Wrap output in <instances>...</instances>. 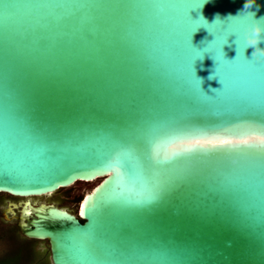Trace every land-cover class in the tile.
<instances>
[{"label": "water", "instance_id": "obj_1", "mask_svg": "<svg viewBox=\"0 0 264 264\" xmlns=\"http://www.w3.org/2000/svg\"><path fill=\"white\" fill-rule=\"evenodd\" d=\"M245 3L0 0V193L23 199L2 216L51 264H264V145L238 143L264 135L244 37L264 0ZM96 179L77 213L30 199Z\"/></svg>", "mask_w": 264, "mask_h": 264}, {"label": "rangeland", "instance_id": "obj_2", "mask_svg": "<svg viewBox=\"0 0 264 264\" xmlns=\"http://www.w3.org/2000/svg\"><path fill=\"white\" fill-rule=\"evenodd\" d=\"M97 182L98 179L91 182H76L67 188L60 189L50 196L31 197L30 199L53 202L59 207L77 213L80 199L84 193L90 191ZM7 200L15 202L23 199L0 193V207L3 206ZM17 209H19V207ZM23 249L26 250V253H23ZM28 250L30 251L29 253H27ZM13 251H15V255L16 253L20 255V259H18L15 264H51L50 252L46 241L25 240L21 234L16 233L15 228L12 227L11 224L4 223L0 219V256Z\"/></svg>", "mask_w": 264, "mask_h": 264}, {"label": "snow or ice", "instance_id": "obj_3", "mask_svg": "<svg viewBox=\"0 0 264 264\" xmlns=\"http://www.w3.org/2000/svg\"><path fill=\"white\" fill-rule=\"evenodd\" d=\"M188 17L190 18V21H191V22H195V21H197V20L193 21L189 15H188ZM249 18H250V20H251V17H250V16H249ZM200 19H202V17H201ZM200 19H199V20H200ZM200 27H201V26H199V25L193 27V29H192V31H191V33H190V35H189V38H188L189 48H190V51L193 53V57H194V58L190 61V65H189V72H190V74L193 75V76L195 75V71H194V69H193V64L195 63V61H196L197 59H200L201 57H204L205 54H210V53L208 52V50H207V48H208V45H207V44H206V46L203 47V48H196V47H194L193 44H192V34H193L194 32H196ZM233 34H234V33H229V34L225 37L224 44L221 46V52H222L224 58H225V53H224V50H223L224 45L228 44V42H229L228 38H229V36H231V35H233ZM212 35H213V34H212ZM234 35H235V34H234ZM258 61H259V60H258ZM199 143H200V141L197 140V141H196V144H199ZM231 143H232V141H230V140H221V141H220V144H222V145H223V144H231ZM238 143L241 144V145H250V144H261V145H264V135H252L250 138H248V139H242V140H240ZM118 169H120V168H119V165H117V166L115 167L114 170H109L108 172L116 171V174H117V173H119V171H117ZM82 214H83V211H82Z\"/></svg>", "mask_w": 264, "mask_h": 264}, {"label": "clouds", "instance_id": "obj_4", "mask_svg": "<svg viewBox=\"0 0 264 264\" xmlns=\"http://www.w3.org/2000/svg\"><path fill=\"white\" fill-rule=\"evenodd\" d=\"M253 3H254V0H246L244 8L245 9L251 8ZM258 10H259V6L257 5L256 11ZM218 19H220L219 15L215 17L214 22ZM259 19L264 20V17H261ZM244 37H245V41L247 45L246 49L248 48L252 49V53H251L252 57L258 60L264 59V47H261V44H264V25L257 23L253 25L251 28L246 29L244 33ZM200 59L202 60L203 57H201ZM209 79H214L213 74L209 76ZM202 82L203 81L201 80V84Z\"/></svg>", "mask_w": 264, "mask_h": 264}, {"label": "flooded vegetation", "instance_id": "obj_5", "mask_svg": "<svg viewBox=\"0 0 264 264\" xmlns=\"http://www.w3.org/2000/svg\"><path fill=\"white\" fill-rule=\"evenodd\" d=\"M11 202H14V201H12V200H7V201L5 202V204H4L3 206L0 207V219H1L4 223L11 224V226L15 228L16 233L21 234V232L19 231V228H18L17 220H16V219H14V218H12V217L9 218V219H6L5 217L2 216L3 211L8 207V203H11ZM16 202H18V201H15L14 203H16ZM56 205H57V204H56ZM57 206H58V205H57ZM14 210H15L16 214H18V209L15 208ZM4 214H5V212H4ZM7 215H8V217H10V216H11V213H10V212H7ZM21 236H22L25 240H28V241H37L36 239L27 238V237H25L23 234H21ZM38 241H46V240H38ZM46 242H47V241H46ZM47 243H48V242H47ZM48 249H49V244H48ZM23 251H24L23 253H26V252H25L26 250L23 249ZM14 252H15V251L10 252V253H6V254L0 256V261H6V260H7V263H9V264H15V263L17 262V260L20 259V255H18L19 253H16V255H15ZM29 252H30V251L28 250L27 253H29ZM49 252H50V251H49ZM12 254H14V255H12ZM22 255H24V254H22ZM8 259H9V260H8ZM50 263H51V262H50Z\"/></svg>", "mask_w": 264, "mask_h": 264}, {"label": "trees", "instance_id": "obj_6", "mask_svg": "<svg viewBox=\"0 0 264 264\" xmlns=\"http://www.w3.org/2000/svg\"><path fill=\"white\" fill-rule=\"evenodd\" d=\"M0 264H9V263H7V260H6V261H0Z\"/></svg>", "mask_w": 264, "mask_h": 264}, {"label": "bare ground", "instance_id": "obj_7", "mask_svg": "<svg viewBox=\"0 0 264 264\" xmlns=\"http://www.w3.org/2000/svg\"><path fill=\"white\" fill-rule=\"evenodd\" d=\"M94 181V180H93Z\"/></svg>", "mask_w": 264, "mask_h": 264}]
</instances>
